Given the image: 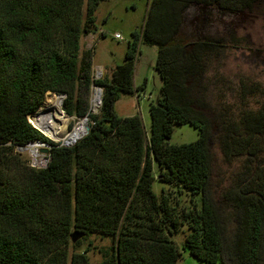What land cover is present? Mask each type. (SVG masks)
<instances>
[{
	"label": "trees",
	"instance_id": "16d2710c",
	"mask_svg": "<svg viewBox=\"0 0 264 264\" xmlns=\"http://www.w3.org/2000/svg\"><path fill=\"white\" fill-rule=\"evenodd\" d=\"M108 0H0V264H91L70 252L94 236L109 238L99 264H178L173 240L201 264H264V87L239 80L238 102L209 99L210 66L227 49L223 39L183 36L186 14L240 17L263 0H150L144 25L125 60L93 81L94 48L82 38L98 31L96 13ZM140 44L158 48L161 98L150 105L149 137L139 115L116 106L134 87ZM93 85L103 91L90 113ZM47 94L65 96L63 111L88 118L89 132L73 146L52 142L30 121ZM199 138L172 145L176 126ZM230 168L219 198L210 193L211 142ZM50 146L46 168L31 167L17 148ZM155 181L200 205L179 210ZM234 223L225 244L221 214ZM82 235L72 245V235ZM72 243V244H71ZM91 244V242H90Z\"/></svg>",
	"mask_w": 264,
	"mask_h": 264
},
{
	"label": "rangeland",
	"instance_id": "374dc122",
	"mask_svg": "<svg viewBox=\"0 0 264 264\" xmlns=\"http://www.w3.org/2000/svg\"><path fill=\"white\" fill-rule=\"evenodd\" d=\"M102 4H104L103 11L105 6H108L111 7L112 14L109 16L108 24L100 26L106 33L105 37L99 40L95 46L97 54L94 63L95 65H122L125 60L128 42L132 40L133 33L140 31L144 25L150 0H110ZM211 15L208 20H205L203 16L199 15L198 10L190 9L186 14L183 36L196 39L199 33L201 36L224 40L227 46L226 51L220 59H213L210 66L209 99L214 105L222 103L231 106L239 100L240 79L253 78L264 87V0L252 10V13H245L244 16H225L220 15L217 11L212 12ZM116 34H120L123 39H116ZM157 56V47L145 44L139 45L134 71V87L139 89V92L133 96L122 95L116 106L117 114L120 117L139 115L148 137L151 130L150 105L157 103L161 98V78L155 69ZM96 67L94 68L95 71H97ZM93 97L94 92L91 98V111L99 112V108L95 110ZM58 98V95L47 94L45 102L38 113L49 110L52 107L49 101H57ZM64 116H66L67 121L62 124L63 132L72 131L81 122L67 115ZM88 121H86L87 127L89 125ZM46 137L52 142L63 146L61 142ZM198 138V131L192 126H176L170 144H190L197 141ZM210 147L212 176L209 190L217 199L222 189L229 183L230 168L225 162L220 146L215 139L211 142ZM25 148L26 150L17 149V152L29 162L31 167L45 165V158L48 157V153L42 150H47L48 147L37 146V159L34 158L30 145ZM153 190L159 196L164 190H167L166 195L170 197L174 205L178 203L176 206L179 210L195 208L200 205L199 197L179 195L174 192L175 189H169V186L159 181H155ZM221 219L223 239L225 244H229L233 238L234 223L229 220L227 213L221 214ZM187 234L188 229L185 227L173 237L182 253L178 264H201L190 254L189 249L183 247ZM111 245L112 241L109 238L103 239L94 236L83 242L80 247H70V252H74L75 249L77 252L87 251L91 264H99L102 260L99 250ZM217 264H223V262L219 261Z\"/></svg>",
	"mask_w": 264,
	"mask_h": 264
},
{
	"label": "bare ground",
	"instance_id": "6f19581e",
	"mask_svg": "<svg viewBox=\"0 0 264 264\" xmlns=\"http://www.w3.org/2000/svg\"><path fill=\"white\" fill-rule=\"evenodd\" d=\"M101 92L98 91L94 94L93 104L95 110L100 108L101 104ZM52 104V107L32 118L30 121L39 128L46 136L59 141L66 145H73L79 141L82 137L85 136L87 132L86 121L81 120L79 124L70 132H63L62 124H65L67 119L66 116L62 113V98L59 96L57 101H49ZM31 152L34 156L37 155V146H31Z\"/></svg>",
	"mask_w": 264,
	"mask_h": 264
},
{
	"label": "crops",
	"instance_id": "0c3cea01",
	"mask_svg": "<svg viewBox=\"0 0 264 264\" xmlns=\"http://www.w3.org/2000/svg\"><path fill=\"white\" fill-rule=\"evenodd\" d=\"M108 1H110V0H108ZM103 7H104V4H101V6L99 7V9L96 13L97 25H99L98 31L82 38L81 50L84 51V50H89V49L94 48L93 68H95V66H97L96 67L97 69H103L104 70L105 76H110L111 70L115 67L114 65H112V66L111 65H104V64L95 65V63H94V60H95V57L97 54L95 51V46L98 44L99 40H101L103 37H105V33H106L105 31H103V29H101L100 26L107 25L109 22V16L112 14L111 7L105 6L104 11H103ZM148 8H149V6H148ZM147 11H148V9H147ZM146 14H147V12H146Z\"/></svg>",
	"mask_w": 264,
	"mask_h": 264
},
{
	"label": "built area",
	"instance_id": "2783aa9c",
	"mask_svg": "<svg viewBox=\"0 0 264 264\" xmlns=\"http://www.w3.org/2000/svg\"><path fill=\"white\" fill-rule=\"evenodd\" d=\"M115 38L116 39H119V40H122L123 38H122V36L120 35V34H116V36H115ZM105 76V72H104V70L103 69H97V71H93V81H97V80H99V79H101V78H103ZM98 91H100L101 92V104H100V108H101V105H102V95H103V91H102V89L101 88H99V87H97V86H95V85H93V87H92V94H93V92H94V94L96 93V92H98ZM99 108V109H100ZM90 113L91 114H97L98 112H95V111H91V104H90ZM87 120H88V118H86ZM86 120V121H87ZM89 122V121H88ZM89 126V125H88ZM37 143V144H36ZM36 143H33V144H36L35 146H39V145H41V146H43V147H48L47 148V150H48V154H47V158H45V165H43L42 167H34V168H38V169H43V168H46L47 166H48V163H49V160H50V158H49V150H50V146H48L47 144H43V143H39V142H36ZM39 144V145H38ZM32 145L30 144V147H31ZM17 149H20V150H26V148L24 147V148H17ZM38 149V148H37ZM34 158L35 159H37L38 158V156L36 155V156H34Z\"/></svg>",
	"mask_w": 264,
	"mask_h": 264
},
{
	"label": "water",
	"instance_id": "95a60500",
	"mask_svg": "<svg viewBox=\"0 0 264 264\" xmlns=\"http://www.w3.org/2000/svg\"><path fill=\"white\" fill-rule=\"evenodd\" d=\"M60 97L62 98V105H63V100L65 99V96H60ZM46 111H47V110H46ZM62 113L66 115V113H65L64 111H62ZM38 114H39V113H36L35 115L31 116L30 118H32V117H34V116H36V115H38ZM29 120H30V119H29ZM86 120H87V119H84V121H86ZM89 130H90V127L88 126V127H87V132H86V134L89 132ZM86 134H85V135H86ZM62 145H63V146H66V147H70V146H73L74 144H73V145H66V144H63V143H62ZM42 151L45 152V153H48V150H42ZM81 237H82V235H79V234H73V235H72V243H73V244L77 243V241L80 240Z\"/></svg>",
	"mask_w": 264,
	"mask_h": 264
},
{
	"label": "flooded vegetation",
	"instance_id": "af4514ba",
	"mask_svg": "<svg viewBox=\"0 0 264 264\" xmlns=\"http://www.w3.org/2000/svg\"><path fill=\"white\" fill-rule=\"evenodd\" d=\"M249 13H252V11H251V12H247L246 14H249ZM242 15L244 16V15H245V13H244V14H242ZM242 15H241V16H242Z\"/></svg>",
	"mask_w": 264,
	"mask_h": 264
}]
</instances>
